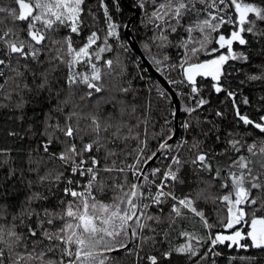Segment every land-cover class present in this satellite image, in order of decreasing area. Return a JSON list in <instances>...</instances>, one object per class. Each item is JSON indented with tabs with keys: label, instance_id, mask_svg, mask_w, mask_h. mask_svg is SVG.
Segmentation results:
<instances>
[{
	"label": "snow or ice",
	"instance_id": "1",
	"mask_svg": "<svg viewBox=\"0 0 264 264\" xmlns=\"http://www.w3.org/2000/svg\"><path fill=\"white\" fill-rule=\"evenodd\" d=\"M136 6L144 10L145 21L156 29V35L151 38L156 47L170 46V36L179 38V44L172 46L183 48L182 59L179 65L171 67L180 69L182 79L169 80V83L190 89L189 96L195 100V106L186 108V112L191 114L210 103L203 97L197 98L201 91L197 87V77H211L215 82L212 88L217 94L226 91L228 97L234 98L235 93L220 83L224 65L229 60L247 61L243 52L237 54L233 51L234 43H248L245 33L264 37V29L257 27L258 21L264 22V6L245 0H139ZM97 7L103 10L105 29L97 26L98 17L87 0H9L7 5H0V79L3 80L0 95L11 88L17 95L27 91L34 92L37 97L42 93H47L48 97L55 93L59 97L57 86L62 83L67 89L65 98L51 110L63 116V123L58 118L54 120L49 112L43 131L39 133L45 139L37 149H42L44 155L32 159L30 152V163L35 167L28 168V172L37 175L35 184L43 186L47 183L50 193L53 186L58 188L63 184L61 195L54 208L42 204L37 208L34 205L47 201L49 196L31 191L23 206L11 214L10 223L7 220L10 206L0 203V221H4L0 223V264H105V253L120 249L136 255L139 264V253L128 248L125 238L139 236L144 243L154 240V236H144V229L154 233L155 228L148 222H160V217L148 214V209L155 206L163 211L161 206L168 201L172 202L170 215L180 217L190 213L198 217L202 227L208 230L206 236L182 232L189 242L176 248L177 253L185 254L189 259L199 256L193 240L197 244H209L200 260H205L209 254L221 255L215 251L218 246L244 252L253 249L264 252V138L259 144L253 141L247 145L235 138L226 141L233 152L240 153L246 147L249 155L228 157L224 162L217 161L215 167L212 163L214 156H227L228 149L220 153L211 149L198 151L191 164L199 172L211 176V180L202 182L211 187L219 180L220 189H227V193L213 198L206 194V188H201L195 198L191 192L177 196L175 188L185 183L180 173L188 163L179 153L171 156L170 163L163 169L155 167L149 174L145 165L157 154H146L147 141L142 140L135 150L134 163L117 166L116 160L111 159L116 153L109 144L117 140H139V135H133L132 126L118 119L115 113L103 114L98 102L95 111L82 114L77 110L80 108L74 103L77 92H83L81 100H90L105 91V76L110 74L114 61L104 59V54L113 50L110 39L119 40L120 26L113 20L108 4L105 0H98ZM115 7L119 11L118 0ZM226 25L231 26L227 36L221 32ZM85 30L88 31L86 36L83 35ZM80 37L82 39H75ZM213 43L218 47L209 48ZM121 48L128 51L124 44ZM149 48V43H145V50ZM221 49H226L227 54L221 52L212 59L200 60L202 54L213 55ZM168 59L167 55L163 60L153 57L158 66ZM101 60L109 72L99 66ZM81 68L86 70L81 71ZM29 77L32 85L28 83ZM249 79H264V73L251 75ZM119 91L127 93L129 89L120 88ZM160 96L164 97L165 93L160 92ZM5 99H11V92ZM105 102L112 103L111 100ZM243 103L247 104L248 100L244 99ZM233 104L235 107V101ZM22 105L23 99L18 107ZM69 107L71 110L65 112ZM123 114L122 109L120 116ZM215 115L222 117L224 114L216 111ZM236 116L245 126L251 125L264 134V116L257 122L241 114L238 108ZM82 120L87 121L83 126ZM182 127L187 130L190 125L184 123ZM9 135L16 133L10 132ZM166 135L159 149L170 148L167 141L174 133ZM85 137H88L87 141ZM186 143L182 141L177 147ZM54 144L61 145L58 152L51 150ZM192 147L200 149V143ZM101 151L104 155L99 158L97 154ZM49 164L52 167L40 175L41 166ZM112 173L118 176L112 177ZM128 173L133 178L131 181ZM13 175L14 171L8 178ZM119 176H123V180H119ZM80 178H86V182L82 183ZM110 179L114 181L111 184ZM28 187L33 188V181H28ZM110 191L112 195L109 196ZM209 199L214 204L219 201L223 205L215 224L210 223L204 211L197 207V201L208 202ZM26 220L34 221L35 226ZM17 221L25 231H17ZM214 228L221 231L213 232ZM171 255V251L163 253L164 258ZM147 259L150 264H158L156 256L150 255ZM237 259L243 264H257L258 258L232 256L229 264Z\"/></svg>",
	"mask_w": 264,
	"mask_h": 264
},
{
	"label": "trees",
	"instance_id": "2",
	"mask_svg": "<svg viewBox=\"0 0 264 264\" xmlns=\"http://www.w3.org/2000/svg\"><path fill=\"white\" fill-rule=\"evenodd\" d=\"M125 1L130 8L126 7L121 0H118L120 9L117 11L115 7L116 0H105L113 20L120 26L118 29L119 40L110 39L109 43L112 45L113 50L104 54V59H112L114 61L110 74L105 76V91L95 94L90 100L80 99L83 92H77L74 97V103L80 106L77 110L81 111L82 114L95 111L98 102L103 114L115 113L118 119L132 126L133 135H139V140H117L114 144H109V148L116 153L111 159L116 160L117 166L134 163L135 150L142 140L147 141L146 154L150 155L152 152H157L159 145L167 138L166 134L173 133L175 127V108L168 94L157 82L143 60L129 49L125 37V28L131 18H134L130 24L133 37L146 60L168 82L169 80L179 81L182 79L180 69L171 67V65H179L182 59L183 48L172 46L179 44V38L175 35L170 36L169 39L172 42L170 46L165 48L156 47L151 42V38L156 35V29L145 21L144 10L136 6L139 0ZM245 2L264 6V0H245ZM8 3L9 0H0V5H7ZM87 4L96 12L98 17L97 26L105 29L103 10L97 7L98 0H87ZM151 10V5H149L148 11L150 12ZM252 18L250 16V19ZM257 27L258 29H264V22L258 21ZM230 31L231 26L227 25L221 29V32L226 36L230 34ZM87 34L88 31L85 30L83 35L86 36ZM100 34L102 35L103 33ZM194 35L197 34L194 33ZM244 36L248 43L246 45L234 43L233 51L237 54L243 52L248 57L247 61L239 59L229 60L224 65V75L220 81L223 88L235 93L234 98L228 97L226 91L217 94L212 88V84L215 82L211 78L197 77V87L201 89L197 98L203 97L209 100L210 103L189 114L185 109L195 106V100L189 96L190 89L180 84H170L178 94L181 102L178 138L167 152V154H170L168 159L162 157L148 173L150 174L155 167L163 169L164 166L170 163L171 156L179 153L181 159L188 161V163L184 164L180 173L185 183L176 186L175 193L177 196H183L191 192L192 197L195 198L196 193L201 188H206V194L213 198L227 193V189H220L219 180L214 181L211 187H207L202 182L211 180V176L204 172H199L191 164V160L198 151L206 152L211 149L214 153H220L224 149H228L227 156H214L212 163L215 167L217 161L224 162L228 160V157L236 158L241 154L249 155L246 147L240 153L233 152L230 145L225 143L226 141L235 138L247 145L253 141L259 144L261 139L264 138V134H261L259 130L254 129L251 125L245 126L236 116V108L239 109L241 114L247 115L250 119L257 122H259L261 116H264V79H249L251 75L264 73V37L250 33H245ZM75 39L80 40L82 37ZM145 43H149V50H145ZM121 44L127 46V52L122 50ZM212 47L218 46L213 43L209 45V48ZM221 52L227 54L226 49H221L220 52L213 55L202 54L200 60L212 59ZM165 55L169 59L163 65H156L153 57L163 60ZM13 63L15 62L13 61ZM98 64L104 72H109L104 67L103 60L98 62ZM229 65L241 67L239 78L235 81H231L232 78L227 73V66ZM80 70L85 71L86 69L81 68ZM2 82L3 80L0 79V83ZM28 83L29 85L33 84L31 77L28 78ZM57 87L60 90L59 97L55 93L51 97H48L47 93H42L37 97L34 92L29 93L27 91L17 95L16 92L11 91V88L3 95H0V150H4L3 153H0V203H6L10 206V215L7 217L9 223L11 222V214L16 213L23 206V202L31 191H39L49 196L47 201L37 202L34 205L35 207L39 208L42 204L43 207L51 209L57 204L58 197L64 187L63 184H60L58 188L53 186L50 193L47 183L43 186L35 184L37 175L28 172L29 167H35L34 164L30 163L29 153H32V159H38L39 156L44 155L42 149H37L40 142L45 139L39 133L43 131L46 116L67 95V89L62 83ZM120 88H128L129 91L123 93L119 91ZM8 92H11V99H5ZM160 92H164L165 96L161 97ZM21 99H23V105L18 107ZM244 99L248 100L247 104L243 103ZM106 100H111L112 103H106ZM233 101H235V107ZM133 108H135V111H133ZM122 109L124 114L120 116ZM70 110V107L66 108L65 112ZM216 111H221L224 115L222 117L216 116ZM51 114L54 120L58 118L63 123V116L60 113L51 111ZM86 123V120H82L81 126ZM184 123L190 125L187 130L182 127ZM124 131L127 134V130L125 129ZM10 132H14L16 135H9ZM229 133L232 135H229ZM217 136L220 137L219 140H217ZM87 140L88 137H85V141ZM182 141H187V143L177 147V145H181ZM197 142L200 143V149L192 147ZM60 148L61 145L54 144L51 150L58 152ZM97 155L102 158L104 153L101 151ZM50 167H52V164L47 167L41 166L39 174L43 175L47 168ZM13 171L15 175L9 179V174ZM66 175L68 174L66 173ZM102 175L106 176L108 174L102 173ZM111 176L117 177L118 174L112 173ZM128 178L130 181L133 179L131 173H128ZM80 180L84 183L86 178H80ZM119 180H123V176H119ZM28 181H33L32 189H29ZM113 182V180H109V184ZM52 193L55 194L53 195ZM108 195H112L111 191ZM171 203V201H168L162 205L163 211L155 206L148 210V214L159 216L160 222H148L155 228L154 233L147 228L144 229V236H154V240H148L144 243L139 236L134 237V244L131 250L134 253H139L141 258L139 259V264H150L147 259L150 255L157 257L158 264H197V261L199 264H229L230 257L245 255L255 256L258 258L257 264H264V252L254 249L248 252L237 251L225 246H218L215 249L221 255L214 257L209 254L205 260H200V256L204 255L209 248V244H197L194 240L191 242L197 248L199 256L189 259L187 255L177 253L175 251L176 248L189 242L187 237L181 235L182 232L206 236L208 230L202 227L198 217H193L190 213L180 217L174 214L170 215ZM197 207L204 211L209 222L213 224L217 222L218 213L222 214L223 211V205L219 201L214 204L211 199L208 202L204 200L197 201ZM0 223H4V221H0ZM16 223L19 225V221ZM26 223H33V226H35L34 221L26 220ZM17 231H25L24 226L19 225ZM216 231H221V229L214 228L213 232ZM128 242L129 236L125 238V243L128 244ZM30 249L31 245H29ZM21 250H23V247ZM169 251L172 252V255L169 258H164L163 253ZM49 255L51 256L52 254L49 253ZM137 262L138 257L136 255H129L128 252H123L108 256L105 264H137ZM233 264H243V262L237 259L233 261Z\"/></svg>",
	"mask_w": 264,
	"mask_h": 264
},
{
	"label": "water",
	"instance_id": "3",
	"mask_svg": "<svg viewBox=\"0 0 264 264\" xmlns=\"http://www.w3.org/2000/svg\"><path fill=\"white\" fill-rule=\"evenodd\" d=\"M123 2V4L130 8L129 5L126 3L125 0H121ZM134 20V18H131L130 21L128 22L126 28H125V37L129 46V49L137 56H139L143 62L148 66L150 72L153 74V76L155 77V79L157 80V82L160 84V86L164 89V91L168 94L171 102L174 105L175 108V114H174V135L172 136L171 140H168L167 143L168 145H170V147L175 143V141L178 138V133H179V118L181 115V102H180V98L179 96L175 93V91L173 90L172 86L170 85V83L162 76V74H160L158 71H156L152 65L146 60V58L143 56L141 49L138 45V43L136 42L135 38L133 37L132 34V30L130 27L131 22ZM170 148H165V149H158V151L156 152V158H154L153 161H150L147 165H145V168L147 169V171H149L153 166H155L160 160L161 158L167 153V151ZM134 244V237L129 235V242H128V248L131 249L132 246ZM123 252H127L124 249H120L117 251H113V252H108L105 253L106 257L111 256V255H115L117 253H123Z\"/></svg>",
	"mask_w": 264,
	"mask_h": 264
},
{
	"label": "rangeland",
	"instance_id": "4",
	"mask_svg": "<svg viewBox=\"0 0 264 264\" xmlns=\"http://www.w3.org/2000/svg\"><path fill=\"white\" fill-rule=\"evenodd\" d=\"M241 72V67L236 66V65H229L227 66V73L229 74V76H231L232 80L231 81H235L239 78ZM211 78V77H208Z\"/></svg>",
	"mask_w": 264,
	"mask_h": 264
},
{
	"label": "built area",
	"instance_id": "5",
	"mask_svg": "<svg viewBox=\"0 0 264 264\" xmlns=\"http://www.w3.org/2000/svg\"><path fill=\"white\" fill-rule=\"evenodd\" d=\"M168 151H169V150H168ZM168 151H167V152H168ZM169 153H171V152H169ZM169 155H170V154H167V153H166V154L163 156V158H164V159H168V156H169ZM164 165H165V164H164ZM82 179H83V178H82ZM84 182H86V181H84ZM151 208H152V207H151ZM151 208H149L148 210H150Z\"/></svg>",
	"mask_w": 264,
	"mask_h": 264
},
{
	"label": "bare ground",
	"instance_id": "6",
	"mask_svg": "<svg viewBox=\"0 0 264 264\" xmlns=\"http://www.w3.org/2000/svg\"><path fill=\"white\" fill-rule=\"evenodd\" d=\"M174 90V89H173ZM175 91V90H174ZM176 93V92H175ZM177 94V93H176ZM178 95V94H177Z\"/></svg>",
	"mask_w": 264,
	"mask_h": 264
}]
</instances>
